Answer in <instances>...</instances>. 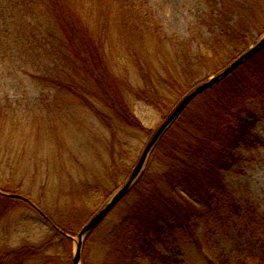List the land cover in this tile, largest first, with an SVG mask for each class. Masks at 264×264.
I'll list each match as a JSON object with an SVG mask.
<instances>
[{
	"label": "trees",
	"instance_id": "1",
	"mask_svg": "<svg viewBox=\"0 0 264 264\" xmlns=\"http://www.w3.org/2000/svg\"><path fill=\"white\" fill-rule=\"evenodd\" d=\"M210 1L217 14L211 10L204 19L219 32L212 39L201 38L202 49L196 60L205 67L208 61L215 62L210 70L216 74L227 65L222 57L227 54L231 62L248 48L251 27L264 30V0ZM137 2L0 0V67L12 66L27 73L37 65L43 82L55 90L52 99H77L111 130L107 115L93 101L120 124L150 138L153 131L133 115L122 83L114 74L123 64L137 67L149 88L142 91L143 98L161 110L163 120L175 107L152 84L159 72L152 74L147 66L151 47L159 57L168 47L166 34L147 20ZM236 17L237 24L229 25ZM170 55H174L171 62L186 64L188 76L191 48L176 47ZM14 68L13 79L18 77ZM193 87L189 82L183 86L174 78L167 85L169 91L177 92V101ZM9 119L0 112L1 173L12 172V165L2 161L7 152L2 130ZM258 122H264V45L199 94L162 135L152 151L161 157L162 172L156 173L157 180L147 181L143 180V170L121 197L137 189V201L107 236L101 264H185L174 249L197 238L195 230H190V226L197 227L195 219L205 221L199 237L206 235L210 240L222 236L233 224L238 228L239 240L232 241L231 248L223 249L219 256L204 253L202 264H264V233L254 225L252 212L227 190L223 178L241 159L240 148L264 146V139L254 131ZM0 191L14 192L2 185ZM6 198L0 195V202ZM54 225L74 235L72 230ZM40 249L24 246L12 252L11 264L38 255ZM8 256L0 257V264H9Z\"/></svg>",
	"mask_w": 264,
	"mask_h": 264
},
{
	"label": "rangeland",
	"instance_id": "2",
	"mask_svg": "<svg viewBox=\"0 0 264 264\" xmlns=\"http://www.w3.org/2000/svg\"><path fill=\"white\" fill-rule=\"evenodd\" d=\"M136 4L148 16L147 20L158 24L166 34L168 47L160 57L154 55L151 47L147 66L152 74L159 72L152 78V84L175 105L177 92L167 88L173 78L183 86L188 82L195 86L214 75L210 69L216 63L208 61V66H202L196 55L202 49L199 46L201 38L212 39L219 32L204 19L216 8L210 0H138ZM236 20L237 17L229 25H236ZM260 30L251 27L248 47L264 34V30ZM172 42L177 49L191 48L188 76H185L184 62H171L174 55L169 54L176 48ZM222 62L228 64L227 54ZM13 68L0 67V112L11 118L2 130L8 152L2 161L14 166H10L11 173L10 170L0 172V185L26 197L54 224L72 230L76 238L81 227L126 181L150 138L120 124L91 100L107 115L111 130L77 99H52L55 90L43 82L37 65L27 73L14 68L18 75L15 79L11 75ZM114 74L122 83V92L133 115L143 127L156 130L163 122L162 113L150 99L143 98L142 91L149 88L138 68L123 64ZM254 131L264 139V122H258ZM238 153L241 159L224 173V183L234 199L252 212L254 225L264 233V146L240 148ZM144 171L143 180L147 181L157 180L156 173L162 172L161 157L156 151L149 156ZM137 195V189L127 194L86 237L81 264H101L107 236L120 225L137 201ZM0 209V257L10 254L9 264L13 262L11 253L24 246L41 247L40 253L19 264H66L69 259L67 264H71L74 241L57 236L33 206L19 199L6 198L0 202ZM194 222L197 227L190 226V230H195L197 238L184 242L181 249H174L185 264H202L204 253L219 256L223 249L231 248L232 241L239 240L234 224L224 230L222 236L210 240L206 235L199 237L205 221L195 219Z\"/></svg>",
	"mask_w": 264,
	"mask_h": 264
},
{
	"label": "water",
	"instance_id": "3",
	"mask_svg": "<svg viewBox=\"0 0 264 264\" xmlns=\"http://www.w3.org/2000/svg\"><path fill=\"white\" fill-rule=\"evenodd\" d=\"M264 45V34L258 39V41L252 46L248 47L244 52L237 56L234 60L229 62L221 71L214 74L208 80L203 81L195 85L187 94H185L175 105L171 113L163 120V122L158 126L156 130L153 131L149 141L144 147L143 151L140 154V157L134 167L132 168L126 181L120 185L111 196L103 203L95 214L84 224L79 232L76 235V238L73 236L64 233L58 229L54 223L48 218L43 212H41L34 204L28 200L26 197H23L18 194L6 193L0 191V195H3L8 198L19 199L24 202H27L33 206L38 213L43 217V219L56 231L64 235L65 237L74 241L75 247L74 252L71 257V264H81V254L84 245V241L87 235L106 217V215L117 205L119 200L123 195H125L139 178L140 174L143 172L146 162L151 155L153 149L157 145L158 141L162 135L167 131V129L176 121L180 114L185 110V108L203 91H206L213 85H215L221 79L227 77L233 71H235L243 62L255 51L261 48Z\"/></svg>",
	"mask_w": 264,
	"mask_h": 264
}]
</instances>
